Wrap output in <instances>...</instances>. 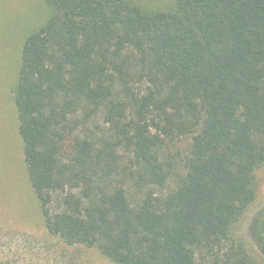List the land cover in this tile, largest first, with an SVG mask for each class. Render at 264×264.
<instances>
[{
  "label": "trees",
  "instance_id": "obj_1",
  "mask_svg": "<svg viewBox=\"0 0 264 264\" xmlns=\"http://www.w3.org/2000/svg\"><path fill=\"white\" fill-rule=\"evenodd\" d=\"M44 1L52 15L24 41L15 105L48 232L114 264H196L198 248L225 247L264 168V0H177L156 12ZM97 116L100 135L88 127ZM182 139L186 174L164 194L163 149Z\"/></svg>",
  "mask_w": 264,
  "mask_h": 264
},
{
  "label": "rangeland",
  "instance_id": "obj_2",
  "mask_svg": "<svg viewBox=\"0 0 264 264\" xmlns=\"http://www.w3.org/2000/svg\"><path fill=\"white\" fill-rule=\"evenodd\" d=\"M148 12L175 8L177 0H129ZM52 15L44 0H0V264H114L98 248L70 246L51 235L24 163V144L19 135L15 89L21 68L24 41L43 27ZM101 116V115H99ZM95 117L88 127L98 135L103 126ZM190 140L167 142L163 160L170 177L164 194L185 176L184 162ZM123 166L130 156L121 152ZM124 176L132 201L143 199L136 189V172ZM256 200L232 228L225 247L210 251L198 248L196 264H235L233 251L264 264V168L256 172Z\"/></svg>",
  "mask_w": 264,
  "mask_h": 264
}]
</instances>
